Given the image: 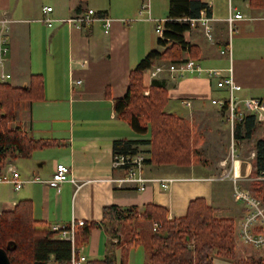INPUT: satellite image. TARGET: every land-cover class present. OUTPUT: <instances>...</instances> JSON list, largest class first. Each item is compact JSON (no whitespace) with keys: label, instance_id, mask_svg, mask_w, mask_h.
Here are the masks:
<instances>
[{"label":"crops","instance_id":"obj_1","mask_svg":"<svg viewBox=\"0 0 264 264\" xmlns=\"http://www.w3.org/2000/svg\"><path fill=\"white\" fill-rule=\"evenodd\" d=\"M201 1L207 4L212 17L211 39L199 25L183 33L185 41L199 49L194 60L204 69L226 72L230 68L233 81L240 87V98L264 99V10L252 9L247 0ZM141 2L0 0V12L12 20L9 54L0 70L10 74L7 81L15 87L28 85L33 74H40L44 80L43 98L19 103L10 126L20 128L28 138L57 142L34 150L27 157L3 161L1 170L12 166L23 183L15 189L10 182H0L10 185L15 192L9 199L0 198L2 210H11L20 200H29L33 218L49 227L77 220L87 224L99 222L106 205L135 207L141 212L146 204L153 203L165 207L168 218H178L185 215L191 199L202 197L217 208L216 214L236 220L238 231L243 210L233 197V183L212 178L232 165L234 176L252 192V184L259 182L253 180L257 175L255 145L257 140L264 141V120L252 115L254 129L250 134L245 125L241 127L244 129L234 138L236 150L231 163V135L224 111L211 104L213 98L224 97L226 92L217 88L216 80L205 73L172 78L169 72H161L150 77L153 66L144 74L147 85L151 79L163 80L168 96L165 110L189 122L195 149L191 163H144L142 175L150 180L141 190L128 184L119 187L112 181L122 174L113 169V142L148 139L116 116L113 100L125 95L130 70L147 52L164 49L155 32V20L167 19L168 0L149 1L152 20L138 14ZM45 6L52 7L51 27L40 21ZM88 9L94 11L98 20L87 28L61 21ZM234 12L243 18L229 25L227 17ZM101 18L111 19L108 33L104 32ZM226 46L230 53L222 54ZM78 80L80 83H76ZM246 147L249 153L245 156L242 152ZM58 162L71 169L74 183L64 182L57 188L47 184ZM232 204H237V209L230 207ZM110 240L117 239L111 238L103 227H95L77 249L86 261L110 254L116 264L146 263L141 243L127 247L121 242L111 245ZM213 263L229 261L215 256Z\"/></svg>","mask_w":264,"mask_h":264},{"label":"trees","instance_id":"obj_2","mask_svg":"<svg viewBox=\"0 0 264 264\" xmlns=\"http://www.w3.org/2000/svg\"><path fill=\"white\" fill-rule=\"evenodd\" d=\"M252 9L264 10V0H247ZM201 11L210 14L201 0H168L167 19L163 34L158 38L162 51L152 49L130 70L128 88L124 96L113 100V110L119 119L128 122L134 132L147 135L145 140L120 139L113 142V154L141 152L148 154L144 163L155 165L187 166L195 149L189 122L168 113L165 108L168 96L163 80L151 79L145 84L144 74L155 65L179 63L189 57L196 59L199 49L186 42L183 33L190 29L189 19L198 18ZM147 92V93H145ZM44 80L40 74L30 75L28 85L15 87L8 81L0 83V168L3 161L13 157H27L37 149L55 145L54 140H36L26 137L18 127L10 124L16 117L19 103L43 98ZM254 117L246 115L234 134L245 125L247 134L253 131ZM144 146H148L145 150ZM255 169H264V141L255 145ZM144 154V153H143ZM252 192L264 202V183L254 182ZM217 208L208 205L204 198L191 199L183 217L168 218L165 207L146 204L140 212L135 207L121 208L106 205L99 222L77 228L75 246L85 243L91 230L103 227L109 232L111 245L121 242L129 247L143 243L145 264H214L213 258L222 257L228 264H240L234 252V221L215 215ZM143 218L156 230L148 236L127 223ZM205 237V239H204ZM0 248L5 250L10 264H69L71 245L56 237L46 224L35 220L29 200H20L11 210L0 214ZM84 264H116L112 255L88 260ZM244 264H264V258L245 261Z\"/></svg>","mask_w":264,"mask_h":264},{"label":"built area","instance_id":"obj_3","mask_svg":"<svg viewBox=\"0 0 264 264\" xmlns=\"http://www.w3.org/2000/svg\"><path fill=\"white\" fill-rule=\"evenodd\" d=\"M149 1L150 0H142L138 14L140 16L145 14L147 20H152L150 16ZM51 11V6L43 7V15L40 19V21L44 22L48 27H51L54 21L53 18L49 16ZM242 18L243 15L239 12L230 13L227 17V22L229 25H232L234 20ZM96 20L98 19L94 16V11L92 9H88L74 17L62 19L61 21L70 26L87 28ZM100 20L103 21L104 32L108 33L111 19L101 18ZM11 21L12 20L7 17L5 12H0V69L3 67L9 54L8 33ZM211 21L212 17L205 11H201L198 18L189 19L190 25H199L208 39H211ZM155 22V32L162 36L163 22L156 20ZM221 53L229 54V47L226 46L221 50ZM161 72H169L173 75L172 78H181L186 74L205 73L209 79L216 80L217 88L226 92L224 97L213 98L211 100V104L218 106L224 111L225 120L228 124L231 135L229 156L232 163L235 152V131L237 127L244 122L246 115H253L258 120H264V99L255 97L244 99L240 98L237 94L240 87L233 81L230 68H228L226 72L218 68L204 69L194 59L188 56L179 63L160 64L154 66L150 72V77H155ZM9 78V73H5L0 70V83L6 82ZM76 83H80V80L76 81ZM185 104L189 105V102H185ZM144 161L145 156L141 152L113 154V169L121 170L122 174L114 177L112 181L119 187L128 184L136 187V189H144L146 182L150 180L142 175ZM212 180H230L233 183V197L241 204L243 210L242 218L237 231V238L240 243L256 249L264 247V202L255 196L253 192L244 188L240 184L238 178H236L233 174L232 165L227 167L219 176L212 178ZM253 180L264 183V169L259 171ZM0 182H10L14 184L15 189L20 188L23 183V181L18 178L15 168L12 166H7L5 174L1 173L0 168ZM64 182L74 183L71 169L67 165L58 162L55 164L54 172L50 180L47 181V184L51 187L57 188ZM2 211L3 210L0 206V214ZM85 224H87L85 220H77L71 221L67 224H52L49 226V229L55 233L57 238L66 240L70 243L71 253L69 264H84L86 261V257L81 254L75 246V234L77 228L84 226ZM152 226L153 230H156L158 224L155 222Z\"/></svg>","mask_w":264,"mask_h":264},{"label":"rangeland","instance_id":"obj_4","mask_svg":"<svg viewBox=\"0 0 264 264\" xmlns=\"http://www.w3.org/2000/svg\"><path fill=\"white\" fill-rule=\"evenodd\" d=\"M152 2V0H151ZM141 5V3H140ZM139 5V7H140ZM155 34V33H154ZM156 36V34H155ZM168 107V106H167ZM167 110V108H165ZM235 140V139H234ZM236 143V142H235ZM145 150V149H144ZM235 150H236V146H235ZM230 151V149H229ZM144 156L148 157V154L145 153V151L143 152ZM245 156L249 153V148L247 149V147L245 149H243L242 152ZM6 169L7 167L3 168L1 170L2 174L6 173ZM246 182H244L243 184H245ZM15 192L12 190V188L10 187V185L5 184V183H0V198L2 199H9L11 196H13ZM230 205V204H229ZM230 207H232L233 209H237L238 205L237 204H232ZM216 216L218 217H225V215H221V214H216ZM227 217V215H226ZM234 221V235H233V240H234V252H235V258L237 261L240 262V264H244L245 261H249L251 258L253 259H258V258H264V247L262 248H252L249 246H245L242 243H240V241L237 239V230H236V220ZM128 225L130 224L131 227L136 226L138 230H140L144 236H148L151 232V230H153V226L151 225L150 221L143 219V218H135L131 223H127ZM152 228V229H151ZM239 228V226H238ZM205 239V237H204ZM141 245L144 246L143 243H141ZM230 261V260H228Z\"/></svg>","mask_w":264,"mask_h":264},{"label":"water","instance_id":"obj_5","mask_svg":"<svg viewBox=\"0 0 264 264\" xmlns=\"http://www.w3.org/2000/svg\"><path fill=\"white\" fill-rule=\"evenodd\" d=\"M0 264H10L9 258L2 248H0Z\"/></svg>","mask_w":264,"mask_h":264}]
</instances>
